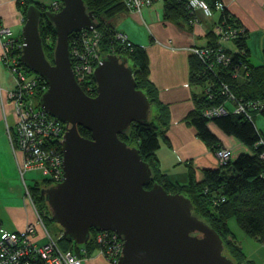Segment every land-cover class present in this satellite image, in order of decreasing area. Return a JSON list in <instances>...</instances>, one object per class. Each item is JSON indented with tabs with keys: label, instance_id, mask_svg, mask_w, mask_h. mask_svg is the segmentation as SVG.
<instances>
[{
	"label": "water",
	"instance_id": "water-1",
	"mask_svg": "<svg viewBox=\"0 0 264 264\" xmlns=\"http://www.w3.org/2000/svg\"><path fill=\"white\" fill-rule=\"evenodd\" d=\"M58 11L31 4L22 29V61L48 87L42 106L67 123L62 150L65 178L43 189L63 236L85 244L91 228L121 235L118 264H237L224 253L218 231L193 211L192 200L153 181V171L136 146L120 137L132 122H147L152 101L137 87L127 57L109 53L94 71L97 94L78 83L70 56L71 33L92 29L95 13L84 0H61ZM55 25L52 62L40 34V19ZM79 126L91 131L83 136Z\"/></svg>",
	"mask_w": 264,
	"mask_h": 264
},
{
	"label": "trees",
	"instance_id": "trees-1",
	"mask_svg": "<svg viewBox=\"0 0 264 264\" xmlns=\"http://www.w3.org/2000/svg\"><path fill=\"white\" fill-rule=\"evenodd\" d=\"M84 1L87 9L93 10L95 13L96 27L104 33L100 44L103 55L114 53L120 57H127L135 72L137 87L147 94L150 101L158 103L159 113L156 118L152 116L151 112L147 122H132L129 128L120 134V137L129 145L138 147L142 158L150 164L154 179L147 185V188H151L155 183H160L169 192L181 193L189 197L193 202L194 213L215 228L223 238L224 253L227 247L232 254L229 256L225 253L227 256L237 264H257L254 260L248 259L229 225V220L235 218L248 236L264 243V161L261 157L263 147L258 143L260 137L264 136V132L255 121L256 115L264 116V63L254 65L251 62V51L247 43L246 32L233 40L237 51L228 50L232 55L230 63H216L215 72L203 63L197 54L192 55L191 81L205 88L211 86V95L205 90L200 97L196 98V107L189 113L188 120L196 127L198 136L213 150L224 145L210 128V120L227 135L235 136L246 144L252 152H242L234 160L231 158L227 163H221L217 168H205L204 177L201 180L196 178L195 169L190 164L188 182L180 183L172 181L160 168L157 151L161 145V137L165 136V139H168L165 130L161 128L168 125L170 111L159 100L156 86L150 79L148 53L143 46L134 42L128 46L119 41L115 36L117 29L109 22L111 16L124 8L126 9V6L121 0ZM204 1L209 4L212 10L216 8L218 0ZM17 3L25 14L33 3L42 12L53 11L48 4L41 1L17 0ZM190 4L191 0H164L165 18L167 20H194ZM223 11L222 20L240 26L225 9ZM39 28L44 51L53 62L57 42L55 25L43 13ZM76 35L77 31L70 34V43ZM210 35L213 37L210 45L216 44L218 36L215 33H210ZM45 84L48 85L46 81ZM225 85L229 90L225 88ZM231 94L235 96L236 102H242L245 105H248L249 102L255 104L256 107L252 106L254 109L250 112V116L244 112L235 113L232 111L233 109H230L227 114L212 118L204 115L203 112L208 107L232 102ZM79 131L83 136L91 137V131L84 126H79ZM51 185H53L51 181H36L30 185V188L31 192L36 193L35 198L40 199L46 206L44 210L46 213L48 212L46 217L53 220L49 202L43 192L44 188ZM40 213L42 214V212ZM42 216L44 217L43 214ZM98 231L96 228H91L90 237L84 244L89 253L97 248L95 235ZM58 241L65 250L78 246V243L65 236L59 237Z\"/></svg>",
	"mask_w": 264,
	"mask_h": 264
},
{
	"label": "crops",
	"instance_id": "crops-1",
	"mask_svg": "<svg viewBox=\"0 0 264 264\" xmlns=\"http://www.w3.org/2000/svg\"><path fill=\"white\" fill-rule=\"evenodd\" d=\"M220 1L246 32L251 62L254 65L263 64L264 0ZM192 10V21L167 20L164 16V0H155L152 6L144 8L141 15L124 8L109 18V22L117 30L124 31L132 42L143 46L148 53L150 79L156 86L159 100L170 111L168 125L161 128L165 130L168 139L161 137V145L157 151L160 168L172 181L180 183L188 182L190 164L194 167L198 180L204 177L205 168H217L221 164L215 150L198 136L188 115L196 107V98L203 94L199 84L193 83L190 77L192 55L195 54L192 49L211 43L213 37L210 33H215V28L222 22L224 11L216 7L210 10L209 15L199 5ZM0 21L10 26L12 31L19 30L23 25V12L18 7L17 0H0ZM223 44L231 52L237 51L233 40H225ZM4 66L6 65L0 59V235L23 231L29 223H36L35 210L24 191L7 132L8 126L15 128L16 125L13 101L9 98V91L14 88L15 82L12 86L7 83ZM152 106L155 107V110L152 107V116L156 118L159 113L158 103L152 102ZM226 106L229 109L235 108L231 101ZM260 115L255 116L256 124ZM10 116H13L12 122ZM209 126L222 144L232 149V155L235 152L232 160L242 152H252L246 144L235 136L227 135L216 124L215 127ZM257 126L263 131L261 126ZM32 239L42 243L44 233L38 230ZM257 242L264 244L258 240ZM243 249L248 259L253 260L251 252L245 247ZM254 261L256 262L255 259ZM84 264L111 263L96 250L91 252Z\"/></svg>",
	"mask_w": 264,
	"mask_h": 264
},
{
	"label": "built area",
	"instance_id": "built-area-1",
	"mask_svg": "<svg viewBox=\"0 0 264 264\" xmlns=\"http://www.w3.org/2000/svg\"><path fill=\"white\" fill-rule=\"evenodd\" d=\"M121 1L129 11L140 12V14L145 6L153 2V0ZM197 5L206 11L211 10L207 2L191 0V8ZM216 5L217 8L224 9V4L220 0ZM49 6L53 11H58L62 8L63 2L53 0ZM226 21L222 20L215 28V33L219 38L216 44L192 49L214 72L216 63L229 64L232 59V55L224 46L223 41L234 40L245 33L241 26L238 27ZM103 36V31L98 27L83 29L77 31V35L70 43V56L75 77L84 91L93 96L97 94L94 71L104 57L100 50ZM115 36L125 45L133 44L124 31L116 30ZM23 47L24 41L21 34L15 35L10 26L0 21V59L10 70L15 80V86L9 93L14 100L18 116L13 129L15 137L10 131L11 129L8 135L16 158L18 150L24 154V158L27 157V160L23 161V165L19 163L18 166L20 176L27 188V194L29 193V197L32 199L26 180L27 171H41L43 179L51 180L53 185L62 182L65 178L62 143L67 123L52 115L42 106L41 97L48 85L45 84L46 80L40 74L29 69L22 61ZM225 88L229 90L227 85ZM206 91L211 95V86H208ZM230 99L235 105L232 110L235 113L244 112L250 116V112L256 107L252 102H249L248 105L236 102L233 94L230 95ZM229 111L230 109L225 104H221L208 107L203 113L212 118L227 114ZM258 143L263 147L261 157L264 161V136L260 137ZM16 145L19 146L18 149ZM215 153L220 163H227L232 157V149L226 146L218 148ZM38 179L43 180L42 178ZM37 215L38 222L44 229V241L41 243L32 239V236H36L38 232L37 223H29L23 231L3 233L0 235V264H84L89 256L86 246L78 244L72 249H63L59 244V238H56L46 226L39 210H37ZM96 241L99 244V251L107 256L112 264H118L123 252L121 235L111 230L98 231Z\"/></svg>",
	"mask_w": 264,
	"mask_h": 264
},
{
	"label": "rangeland",
	"instance_id": "rangeland-1",
	"mask_svg": "<svg viewBox=\"0 0 264 264\" xmlns=\"http://www.w3.org/2000/svg\"><path fill=\"white\" fill-rule=\"evenodd\" d=\"M36 1H41V2H43V3H45V4H51V2L53 1V0H36ZM153 3H154V0H153V2L150 4V5H147V6H152L153 5ZM17 5H18V3H17ZM147 6H145V7H147ZM144 7V8H145ZM128 10V9H127ZM144 10V9H143ZM143 10H142V12H143ZM132 12V11H131ZM142 12H141V14H142ZM138 14H140V12H138ZM140 14V15H141ZM25 21H26V14L25 13H23V22H22V26L19 28V30L18 29H14L15 31H13L14 32V34H21L22 33V29H23V26H24V23H25ZM254 61H255V59H254ZM4 71H5V78H6V81H7V83L8 84H10L11 86L14 84V82H15V80H14V77H13V75H12V73L10 72V70L6 67V66H4ZM199 87L201 88V90L204 92L205 90H206V88L205 87H203V86H201V85H199ZM9 98L13 101V105H14V111H15V104H14V100H13V98H11V96H10V93H9ZM153 107V110H155V107L154 106H152ZM15 115H16V122H17V120H18V116H17V113H16V111H15ZM10 120H11V122L13 121V116H10ZM209 124L212 126V127H215V123L212 121V120H210V122H209ZM257 124L259 125V126H261V128L263 129V131H264V116L261 114L260 116H259V118H258V120H257ZM11 129V130H10ZM13 129L14 128H11V127H9L8 126V128H7V132H8V134H9V130L10 131H12V134H14V131H13ZM11 133V132H10ZM14 137H15V134H14ZM11 142V141H10ZM16 144V143H15ZM11 145V144H10ZM13 148V147H12ZM16 148L18 149L19 148V146H17L16 145ZM218 149V148H217ZM217 149H215V151L217 150ZM13 151H14V149H13ZM14 154H15V152H14ZM17 155H18V157L16 158V161H17V166H18V164L20 163V164H22L23 165V161H25V160H27V157H25L24 158V154L20 151V150H18V152H17ZM16 156V155H15ZM235 157V152L233 153V155H232V159ZM24 167V166H23ZM18 171H19V166H18ZM38 178H42L43 179V176H42V173H41V171H39V170H32L31 172L30 171H27L26 172V180H27V185H28V190L30 191V194H31V196H32V199H33V202H32V199L29 197V193L27 194V188H26V186H25V184H24V180L21 178V176H20V179H21V181H22V183H23V186H24V191H25V193H26V196L28 197V200L33 204V208H34V210H35V214H36V223H37V225H38V230H39V232L41 231V233L42 232H44V229H43V226L41 225V224H39V222H38V215H37V210H39L40 212H42V214L44 215V221H45V224H46V226L48 227V229L51 231V233L56 237V238H59V237H61V236H63V229H62V227L56 222V221H54V220H50V219H48L47 217H46V215L48 214V212L46 213L44 210H45V207L46 206H44L43 204H42V201L40 200V199H38V198H35V192L34 191H32L31 192V188H30V185L31 184H34L36 181H44V180H47V181H51V180H48V179H43V180H39ZM37 202V203H36ZM37 208V209H36ZM44 212V213H43ZM51 217H52V215H51ZM229 223H230V227H231V230H232V232L234 233V236H235V238H236V240H237V242L240 244V245H242V247H245L246 248V250L248 251V252H251V256H253L252 257V259L254 260H256V263L258 264V263H260V264H264V244H261V243H258L257 242V240L255 239V238H253V237H250V236H248L245 232H244V230L239 226V224H238V222H237V220L235 219V218H231L230 220H229ZM97 234H98V232L96 233V235H95V239H96V237H97ZM99 244H97V248L94 250V251H99ZM225 253L227 254V255H229V256H231L232 254H231V252H230V250L226 247L225 248ZM91 253H89V255H90ZM250 254V253H249ZM107 257V256H106ZM107 259H108V257H107ZM109 260V259H108ZM110 261V260H109ZM110 263H111V261H110ZM112 264V263H111Z\"/></svg>",
	"mask_w": 264,
	"mask_h": 264
},
{
	"label": "clouds",
	"instance_id": "clouds-1",
	"mask_svg": "<svg viewBox=\"0 0 264 264\" xmlns=\"http://www.w3.org/2000/svg\"><path fill=\"white\" fill-rule=\"evenodd\" d=\"M205 7H206V6H205ZM207 14H209V15H210V14H211V11H210V10H207Z\"/></svg>",
	"mask_w": 264,
	"mask_h": 264
},
{
	"label": "flooded vegetation",
	"instance_id": "flooded-vegetation-1",
	"mask_svg": "<svg viewBox=\"0 0 264 264\" xmlns=\"http://www.w3.org/2000/svg\"><path fill=\"white\" fill-rule=\"evenodd\" d=\"M52 186V185H51Z\"/></svg>",
	"mask_w": 264,
	"mask_h": 264
}]
</instances>
